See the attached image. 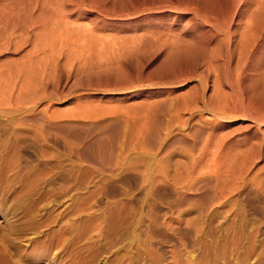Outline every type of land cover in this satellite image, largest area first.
I'll list each match as a JSON object with an SVG mask.
<instances>
[{
    "label": "bare ground",
    "instance_id": "obj_1",
    "mask_svg": "<svg viewBox=\"0 0 264 264\" xmlns=\"http://www.w3.org/2000/svg\"><path fill=\"white\" fill-rule=\"evenodd\" d=\"M5 142L49 172L42 207L78 204L65 228L124 209L162 256L215 228L255 245L264 0H0Z\"/></svg>",
    "mask_w": 264,
    "mask_h": 264
},
{
    "label": "rangeland",
    "instance_id": "obj_2",
    "mask_svg": "<svg viewBox=\"0 0 264 264\" xmlns=\"http://www.w3.org/2000/svg\"><path fill=\"white\" fill-rule=\"evenodd\" d=\"M0 150V264H264V238L251 246L246 234L227 228L209 229L202 233V242L162 256L154 245L159 238L145 241L142 234L129 239L139 233L127 227L130 216L124 209L122 219H107L99 230L83 219L65 228L66 217L78 204L65 211L49 204L42 207L50 197L44 187L49 172L33 159L27 164L18 161L21 152L9 143H0Z\"/></svg>",
    "mask_w": 264,
    "mask_h": 264
}]
</instances>
